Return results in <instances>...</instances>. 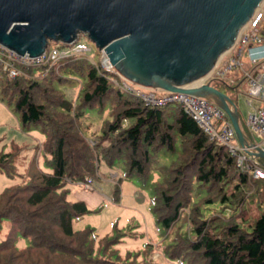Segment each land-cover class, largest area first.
Wrapping results in <instances>:
<instances>
[{"label": "trees", "instance_id": "1", "mask_svg": "<svg viewBox=\"0 0 264 264\" xmlns=\"http://www.w3.org/2000/svg\"><path fill=\"white\" fill-rule=\"evenodd\" d=\"M28 73L10 77L0 67V99L13 106L24 128L43 132L41 148L51 170H41L33 159L21 181L0 191V228L3 219L9 222L0 239V264H149L145 256L152 242L122 255L113 248L121 232L96 242L92 229H75L73 220L89 209L83 200L68 197L67 184L95 179L100 162L110 167L119 162L120 174L145 180L156 152L175 151L177 141V156L157 167L161 179L153 186L152 213L168 240L163 254L181 264H264V177L240 170L227 148L210 139L181 106H147L113 85L111 72L84 58ZM73 76L84 81L71 101L59 85ZM211 83L221 89L225 81ZM106 105L111 118L90 145L80 120L86 109L101 112ZM239 124L246 133L240 117ZM16 154L0 153V170L8 176L15 174ZM257 160L264 170V158ZM113 195L118 198V184ZM213 204L231 209L230 216L205 213ZM19 236L27 244L16 245Z\"/></svg>", "mask_w": 264, "mask_h": 264}, {"label": "water", "instance_id": "2", "mask_svg": "<svg viewBox=\"0 0 264 264\" xmlns=\"http://www.w3.org/2000/svg\"><path fill=\"white\" fill-rule=\"evenodd\" d=\"M263 1L0 0V44L35 56L83 33L127 82L213 101L250 146L234 100L203 79ZM248 152L264 158L256 145Z\"/></svg>", "mask_w": 264, "mask_h": 264}, {"label": "rangeland", "instance_id": "3", "mask_svg": "<svg viewBox=\"0 0 264 264\" xmlns=\"http://www.w3.org/2000/svg\"><path fill=\"white\" fill-rule=\"evenodd\" d=\"M262 6L264 7V1ZM82 40L90 46V51L87 52L88 55L99 61L100 51L95 44L86 36ZM53 44L55 43L50 41L47 47ZM83 81L84 77L73 76L71 80H64L60 83L59 88L64 93L65 98L72 101L76 99L80 83ZM220 88L232 94L239 109V117L244 119L248 110L245 102V81L242 80L234 89H229L224 84H220ZM108 110L109 105H106L101 112H98L95 108L86 109L85 115L82 116L80 121L87 138L92 137L94 139L100 133L103 122L111 118ZM43 140L44 134L38 127L24 128L21 125L18 114L14 112L13 106L6 99H0V153L17 152L13 161L15 174L8 176L4 170H0V191L12 183L21 181L33 159L41 170H51L46 162L47 156L41 148ZM178 151V141L176 142V150L173 152L159 149L156 152L154 166L145 180H141L136 175L128 177L120 174L122 165L119 162H116L111 167L100 162L98 175L95 179L93 178V185L96 181V185L109 195L110 198L107 200L110 201H108L107 206L101 204L96 208L89 209V211L79 216L78 219H74L73 227L75 229H92L91 236L95 237L96 242L105 234L118 235V232H121L122 235H118L120 241L114 244L113 248L122 255L126 251L135 252L143 249L146 242H152L154 243V248L150 251L149 258L145 256V260L149 264H181L179 263L181 260L171 259L163 254L162 247L168 241L167 238L163 239L166 231L156 223L151 208L153 206L151 202L154 194L153 186L161 179L157 167L159 165H168L175 159ZM115 171L120 174V179L110 178V173ZM116 184H118L119 189L117 200L113 195ZM67 186L69 187L68 197L72 198L75 186L71 185V183H68ZM256 201L260 203V200ZM208 208L209 210L204 209L205 213L222 214L221 216L223 217H229L231 214V209L220 204H213ZM186 212H188V208L183 209V213ZM8 224L7 219L2 220L0 239L5 237ZM245 228L249 229L250 227L245 226ZM185 229L189 230V225ZM27 242L28 239L26 237L19 236L16 240V245L23 246ZM134 254L132 253V255ZM98 257H100V254H98Z\"/></svg>", "mask_w": 264, "mask_h": 264}, {"label": "built area", "instance_id": "4", "mask_svg": "<svg viewBox=\"0 0 264 264\" xmlns=\"http://www.w3.org/2000/svg\"><path fill=\"white\" fill-rule=\"evenodd\" d=\"M83 33L68 44L55 43L35 56L27 53L19 54L0 44V67L8 76L28 75L29 69L42 68L43 73L51 67L59 66L66 59L84 58L95 66H100L112 73L110 81L120 90L133 94L147 106H161L175 103L183 108L208 137L224 145L235 158L236 166L253 177H264V170L257 157L248 150L258 146L264 150V7L262 4L255 10L243 29L237 35L233 45L228 48L212 69L204 76V81L222 80L233 84V74H238L246 81V125L254 136V145H242L238 142L234 128L225 111L213 101L201 96L184 93L152 90L127 82L114 69L106 55L100 51V59L96 61L90 55V46L82 39ZM38 74V73H34ZM212 84V83H211ZM256 99L260 103L253 104ZM125 123V121H124ZM90 145L95 143L92 137L87 138ZM118 172L110 173L111 179H116ZM93 177L78 180L76 183L85 190L93 189ZM108 199V198H107ZM110 200H105L106 205ZM152 202V201H151ZM222 215V214H219ZM156 229H158L156 227ZM181 263V261H179Z\"/></svg>", "mask_w": 264, "mask_h": 264}, {"label": "crops", "instance_id": "5", "mask_svg": "<svg viewBox=\"0 0 264 264\" xmlns=\"http://www.w3.org/2000/svg\"><path fill=\"white\" fill-rule=\"evenodd\" d=\"M232 76L234 78V83L230 87L228 86L229 89H234L236 86H238L242 82V80H244L243 77H241L240 75H238L236 73L233 74ZM245 90H246V81H245ZM230 92H231V90H230ZM226 93L228 95L230 94L229 96L234 100V97L232 96L231 93H228V92H226ZM245 94H246V91H245ZM234 102H235V100H234ZM259 103L260 102L258 100H256V99L253 100L254 105H258ZM240 120H241L243 128L246 130V133L245 132L244 133L247 136V140L249 142L255 141L254 136L249 132L248 127L246 125V117L244 119L242 118ZM72 184H73V186H75V189H73L74 192L72 193V198H70V199H72V200H75V199L83 200L86 203L88 209L96 208L97 206H100L101 204H103V202L105 200H107V198H110L109 195L106 192H104L101 187H98L96 185V181H95V184L93 185V189H91V190L82 189L76 182L71 183V185ZM96 187H98V188H96ZM67 188H69V187L67 186ZM107 204L103 205V206H107Z\"/></svg>", "mask_w": 264, "mask_h": 264}]
</instances>
